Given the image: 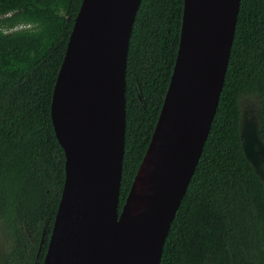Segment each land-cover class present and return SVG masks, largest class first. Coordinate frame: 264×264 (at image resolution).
Masks as SVG:
<instances>
[{
  "label": "trees",
  "instance_id": "trees-1",
  "mask_svg": "<svg viewBox=\"0 0 264 264\" xmlns=\"http://www.w3.org/2000/svg\"><path fill=\"white\" fill-rule=\"evenodd\" d=\"M82 0H0V264H42L65 178L54 83ZM183 0H141L125 70L118 211L158 119L177 55ZM248 110L264 145V0H240L223 86L159 264H264V159L243 149ZM41 243V244H40Z\"/></svg>",
  "mask_w": 264,
  "mask_h": 264
},
{
  "label": "water",
  "instance_id": "water-1",
  "mask_svg": "<svg viewBox=\"0 0 264 264\" xmlns=\"http://www.w3.org/2000/svg\"><path fill=\"white\" fill-rule=\"evenodd\" d=\"M140 1L82 0L74 18L50 105L55 136L64 151L65 178L42 264H159L202 153L224 82L240 0H183L170 81L118 211L126 58ZM242 135L249 160L254 145L264 154L253 118L250 124L242 123ZM150 166L156 176L147 184ZM133 187L137 193L130 199ZM141 190L149 196L139 203ZM139 204L144 211L136 224L128 213Z\"/></svg>",
  "mask_w": 264,
  "mask_h": 264
},
{
  "label": "rangeland",
  "instance_id": "rangeland-1",
  "mask_svg": "<svg viewBox=\"0 0 264 264\" xmlns=\"http://www.w3.org/2000/svg\"><path fill=\"white\" fill-rule=\"evenodd\" d=\"M244 114L245 115L243 118V123H244V121H246L247 123L250 124L252 121V116H251L250 111L246 110ZM248 145H250V144H248ZM249 147L250 146H248V148ZM252 151H254L253 155H252ZM249 152H250L251 162L253 163L255 168L258 169V163L260 160L264 159V154H261V152H259V149L256 145H254L251 148V150H249ZM9 243H10V238L7 236L6 227L0 221V262L3 260V255L5 254L6 248L8 247Z\"/></svg>",
  "mask_w": 264,
  "mask_h": 264
},
{
  "label": "bare ground",
  "instance_id": "bare-ground-1",
  "mask_svg": "<svg viewBox=\"0 0 264 264\" xmlns=\"http://www.w3.org/2000/svg\"><path fill=\"white\" fill-rule=\"evenodd\" d=\"M158 128H159V125H158ZM148 158H146L145 162L147 161ZM148 166H149V163H148ZM143 170V168H142ZM156 176V173H155V170H154V167L150 166L148 169H147V175H146V180H147V184L152 181ZM147 187V185H145ZM135 192L137 193L135 187L132 188V192L130 194V199L134 197V194ZM139 195V198L137 199V201L139 203H141L142 201H145L148 199V192H146L145 190H141L139 191L138 193ZM129 203V202H128ZM129 206V204H128ZM143 205L142 204H139L137 205L136 207H133L134 209H131L128 213V216H129V220L132 221L133 223H136L138 224L139 222L142 221V214H143V211L144 209H142ZM126 212V211H124ZM127 214V213H125Z\"/></svg>",
  "mask_w": 264,
  "mask_h": 264
},
{
  "label": "flooded vegetation",
  "instance_id": "flooded-vegetation-1",
  "mask_svg": "<svg viewBox=\"0 0 264 264\" xmlns=\"http://www.w3.org/2000/svg\"><path fill=\"white\" fill-rule=\"evenodd\" d=\"M41 244V243H40Z\"/></svg>",
  "mask_w": 264,
  "mask_h": 264
}]
</instances>
